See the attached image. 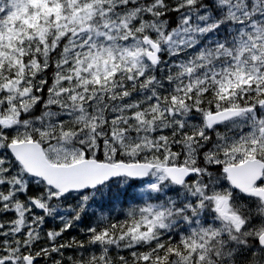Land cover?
Here are the masks:
<instances>
[{
	"label": "snow or ice",
	"instance_id": "snow-or-ice-1",
	"mask_svg": "<svg viewBox=\"0 0 264 264\" xmlns=\"http://www.w3.org/2000/svg\"><path fill=\"white\" fill-rule=\"evenodd\" d=\"M0 264H264V0H0Z\"/></svg>",
	"mask_w": 264,
	"mask_h": 264
}]
</instances>
